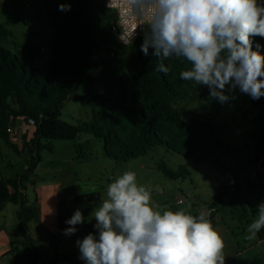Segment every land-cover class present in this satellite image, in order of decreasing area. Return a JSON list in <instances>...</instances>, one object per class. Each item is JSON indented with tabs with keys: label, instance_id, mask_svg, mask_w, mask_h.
I'll use <instances>...</instances> for the list:
<instances>
[{
	"label": "trees",
	"instance_id": "16d2710c",
	"mask_svg": "<svg viewBox=\"0 0 264 264\" xmlns=\"http://www.w3.org/2000/svg\"><path fill=\"white\" fill-rule=\"evenodd\" d=\"M46 1L52 6L59 0ZM62 1L70 3L71 10L61 12L57 6L47 14L54 42L51 57L43 68L30 65L37 58L35 49L15 45L11 40L12 32L0 25V139L21 155V151L10 140L8 128L17 119L33 121L35 127L30 140L24 136L23 150L29 152L26 169L12 179L0 177V211L6 203L19 206L17 218L19 230L24 237V248L29 252L27 264H40L41 256L36 241L30 235L29 224L35 213L28 205L26 192L29 189L28 183L34 184L36 170L43 160V151L53 153L54 142L74 141L79 134L88 133L103 143L106 156L115 161L128 162L143 157L152 148L160 146L189 158L196 164L205 163V159L215 162V152L225 146V142L217 138L212 123H202L198 119L185 121L182 113L171 106V102L180 98L187 89L192 98L198 96L197 84L183 81L179 76L182 70L191 67L190 63L183 59L169 58L163 61L165 66H170L167 75L155 71L161 60L152 55V49L148 56L142 53L140 45L143 37L133 43L131 56L136 64L133 71L137 85L135 100L145 120L135 126L130 141L125 142L114 125L124 111L118 94L126 91V84L113 71L107 73L109 91L95 98L101 107L94 111L93 120L81 125L63 121L62 110L65 104L84 83L90 81L89 71L95 62L98 65L115 64L119 53L110 45L114 13L101 0ZM253 40L254 47L256 43L264 46V38L257 36ZM3 44L13 46V50ZM261 51L264 52V48ZM110 90L116 92L117 97ZM252 103L258 110V118L262 124L259 136L252 135L257 151L253 163H261L257 172L261 186L264 178V100L262 97L252 99ZM76 149L78 156L84 158L86 153H81L78 147ZM229 149L233 152L242 151L241 147ZM162 169L172 179L180 178L166 166ZM233 188L234 191L225 186L218 191L211 210H217L224 200L233 198L234 195H242L255 189L256 183L249 177ZM214 211L207 216L208 219L214 217ZM94 224L95 220L89 224V233L96 232ZM258 237L264 240V229L258 233Z\"/></svg>",
	"mask_w": 264,
	"mask_h": 264
},
{
	"label": "clouds",
	"instance_id": "9594fccd",
	"mask_svg": "<svg viewBox=\"0 0 264 264\" xmlns=\"http://www.w3.org/2000/svg\"><path fill=\"white\" fill-rule=\"evenodd\" d=\"M119 29L117 39L132 46L138 30L140 50L160 58L155 71L167 75L164 60L183 59L191 67L179 73L183 81L207 86L209 97L222 105L234 93L253 100L264 97V2L258 0H108ZM71 10L60 3L58 11ZM247 227L246 239L264 229V201ZM96 233L77 239L85 264H225L224 241L205 213L181 209L157 210L151 191L138 185L132 171L107 186L106 198L90 214ZM85 222L77 208L65 221L64 235H73Z\"/></svg>",
	"mask_w": 264,
	"mask_h": 264
},
{
	"label": "rangeland",
	"instance_id": "374dc122",
	"mask_svg": "<svg viewBox=\"0 0 264 264\" xmlns=\"http://www.w3.org/2000/svg\"><path fill=\"white\" fill-rule=\"evenodd\" d=\"M101 1L104 3V0ZM60 3L66 2L59 0L51 6L46 0H0V25L12 32V42L20 47L29 46L37 52L36 61L30 62L32 67L43 68L51 57L54 36L50 19L44 12L59 6ZM114 22L112 21V24ZM110 33V45L119 53L118 62L101 65L95 62L89 71L90 81L84 83L65 104L62 110V120L72 125L91 122L94 111L101 107L95 98L109 91L107 73L113 71L124 79L126 84V91L118 94L124 111L114 125L118 135L125 142H129L135 126L145 120L135 100L137 85L133 74L136 64L131 56L133 45L122 46L112 29ZM3 46L13 50V46L5 44ZM41 47H45L46 52L42 53ZM203 87L206 88L203 89ZM197 89L198 96L195 98L189 96L190 90L187 89L180 98L171 102V106L182 113L185 121L198 119L202 123H212L217 138L225 142V146L215 152V162L205 159V163L196 164L195 161L160 146L152 148L143 157L128 162L115 161L106 156L101 141L95 139L92 134L81 133L74 141L55 142L53 153L43 151L44 162L36 171L37 182L45 184L55 178L59 179V175L56 177L51 170L56 167L57 163L58 165L59 163L66 164L65 172L67 175L71 174L72 179L63 183L60 204L62 212L69 218L77 208L82 213L91 214L93 209L106 198L108 184L127 171L134 172L138 185H143L151 191V204L155 209L161 211L183 209L194 213L193 216L199 215L195 210L193 211V205L199 206L213 201L212 193L219 186L218 191L225 186L234 191L233 187L236 184H242L249 177L258 186L260 182L257 172L261 168V163H253L257 151L252 135L259 136L262 124L258 118V110L253 106L252 98L240 93L237 89L234 93L236 99L222 105L209 97L207 86L197 85ZM111 92L114 97H117L116 92ZM262 99L264 100V97ZM228 146L229 148L241 147L242 151L233 152ZM75 147H78L81 153L88 154L86 162H72L77 154ZM23 152L24 150H22L21 157L18 156L0 140V171L4 176L15 177L24 170ZM262 163L264 164V158ZM6 164L14 168L9 170L4 167ZM163 166L173 170L180 178L169 177L162 169ZM262 174L264 177V170ZM223 181H225L224 184ZM98 196L101 202L98 201L99 199L96 200ZM240 197L241 195H234L230 199L233 205L236 203L241 205L236 208L235 215L241 220V228H243L249 219L248 225L256 219L257 205L264 201V178L261 187L245 195L244 200L248 202L249 218L246 217V204L240 202ZM179 201L182 202L178 203ZM211 204L207 205L209 209L206 210L209 215ZM12 208L13 205L10 204L5 210L7 218L4 221L1 220L0 225H4L12 234L14 247H21L24 239L17 229L18 219ZM262 252H264V247ZM261 257L264 259V255ZM28 260L29 253L23 248L3 257L0 264H27ZM43 260L51 261L50 253L45 249ZM259 264L262 263L259 261Z\"/></svg>",
	"mask_w": 264,
	"mask_h": 264
},
{
	"label": "crops",
	"instance_id": "0c3cea01",
	"mask_svg": "<svg viewBox=\"0 0 264 264\" xmlns=\"http://www.w3.org/2000/svg\"><path fill=\"white\" fill-rule=\"evenodd\" d=\"M262 2H264V0H262ZM50 10L51 9H47L44 14H46L47 16ZM13 126L15 128L16 136L12 139L10 138V140L14 145L18 147V149L22 153L24 136H27L28 140H30L33 137L35 127L34 124L27 122L24 119H17ZM4 144L6 145L5 142ZM23 153V155L25 156L24 158L22 157L25 163V170L26 161L29 159V152L24 151ZM18 156L21 157V155ZM87 160L88 154H86L84 158H81L77 153L72 162H86ZM43 162L44 160H42L38 168L43 164ZM65 165V163H59V165L57 163L56 167L52 168L51 171L56 175V177L57 175H59V179L55 178L51 182L45 184L37 182L35 174L34 184H30V187L26 192V196L29 201L28 205L33 209L35 213L34 219L30 222L29 227L30 235L36 241L37 247L40 252V264H85L83 260L78 258L80 253L79 248L76 245V241L77 239H83L87 234H89L88 226L95 219L93 218V215L83 213L85 222L81 225L76 226L78 228V231L70 236L63 234V230L69 227V225L65 223V221L69 219V217L67 216V214H64L62 212L60 200L62 196L64 181L72 179V175H67V173L65 172ZM14 166H16V164ZM4 167L8 168L9 170L11 168H14L12 166H9L8 164H6ZM0 177L4 179H12L16 176H4L0 171ZM224 182L225 181H223V184ZM261 186L258 185L256 186V188ZM219 188L220 186L213 191L212 196H216ZM256 188L253 190H256ZM33 191L35 194L34 196ZM248 192H245L241 195L240 202H244L246 204V217L249 218L247 209L248 202L244 200L245 195ZM99 198L100 196H98L96 200H98ZM100 200L101 199H99L98 201ZM181 202L182 201H179L178 203ZM212 202L213 201H209L206 202V204L199 206L193 205L192 209L193 211L195 210L198 214L205 213L207 215L208 213H206V210L209 209L207 205L211 204ZM231 202V199H226L220 204L217 210H211V213L214 211L215 215L213 218L209 219L224 241L223 255L225 257V264H259V261L264 264V259L261 257V255H264V252H262V249L264 247V240H261L258 236L252 241L245 238L247 235V225L250 219L249 221H247V223H245L244 227L241 228V220L237 219L235 215L236 208H239V206L241 205L240 203H236V205H233ZM10 204L12 203H6L3 209L0 211V221H4L7 218V216L5 215V210L9 208ZM12 205L13 213L17 217L19 206L14 204ZM188 213L194 215V213L192 212ZM207 216H209V214ZM61 223L63 227L61 226ZM17 229L19 230V220L17 223ZM23 248L24 240L21 247H14L12 234L8 232L4 225H0V260L3 257L11 255ZM44 249L50 253V262H45V260H43ZM56 259H58V261H56Z\"/></svg>",
	"mask_w": 264,
	"mask_h": 264
},
{
	"label": "built area",
	"instance_id": "2783aa9c",
	"mask_svg": "<svg viewBox=\"0 0 264 264\" xmlns=\"http://www.w3.org/2000/svg\"><path fill=\"white\" fill-rule=\"evenodd\" d=\"M107 3H108V0H104V5H105V7L107 8ZM108 9V8H107ZM112 32H113V34L116 36V38H117V36H118V34H119V29L116 27V24L114 23L113 24V26H112ZM138 32H139V34L136 36V39H135V41H137L138 39H140V38H142L143 37V33L142 32H140V30H138ZM118 40V39H117ZM119 41V40H118ZM134 41V42H135ZM120 43V42H119ZM120 44H122V43H120ZM123 45V44H122ZM41 51H42V53H44V52H46V48L45 47H41ZM30 123H32V124H34V122L33 121H29ZM7 132H8V134L10 135V138L12 139V138H14L15 136H16V132H15V128H14V126H10L9 128H8V130H7Z\"/></svg>",
	"mask_w": 264,
	"mask_h": 264
},
{
	"label": "water",
	"instance_id": "95a60500",
	"mask_svg": "<svg viewBox=\"0 0 264 264\" xmlns=\"http://www.w3.org/2000/svg\"><path fill=\"white\" fill-rule=\"evenodd\" d=\"M28 185L30 186V183H28Z\"/></svg>",
	"mask_w": 264,
	"mask_h": 264
}]
</instances>
